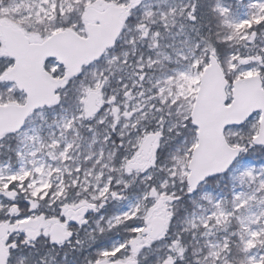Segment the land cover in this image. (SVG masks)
<instances>
[{
    "label": "snow or ice",
    "instance_id": "1",
    "mask_svg": "<svg viewBox=\"0 0 264 264\" xmlns=\"http://www.w3.org/2000/svg\"><path fill=\"white\" fill-rule=\"evenodd\" d=\"M243 6L0 0L22 33L0 24V264H264V0Z\"/></svg>",
    "mask_w": 264,
    "mask_h": 264
},
{
    "label": "water",
    "instance_id": "2",
    "mask_svg": "<svg viewBox=\"0 0 264 264\" xmlns=\"http://www.w3.org/2000/svg\"><path fill=\"white\" fill-rule=\"evenodd\" d=\"M236 1V0H234ZM0 24H2L6 30H7V35L9 37L10 40H12L14 42V47H21L22 45L19 44V43H16L17 41L20 40L21 36H22V33L19 29L18 26L16 25H13L11 23H8V22H0Z\"/></svg>",
    "mask_w": 264,
    "mask_h": 264
},
{
    "label": "rangeland",
    "instance_id": "3",
    "mask_svg": "<svg viewBox=\"0 0 264 264\" xmlns=\"http://www.w3.org/2000/svg\"><path fill=\"white\" fill-rule=\"evenodd\" d=\"M243 2L240 4V5H237V4H232V3H229V2H227V1H225V0H223V2L225 3V4H227V5H230L232 8H233V13H234V15L235 16H237V17H240V16H242L246 11H247V9L243 6L244 5V3L246 2V0L244 1V0H242ZM177 2H179V0L177 1ZM4 21H6V22H10V23H13V24H15V25H18L19 26V21H12V20H4Z\"/></svg>",
    "mask_w": 264,
    "mask_h": 264
},
{
    "label": "flooded vegetation",
    "instance_id": "4",
    "mask_svg": "<svg viewBox=\"0 0 264 264\" xmlns=\"http://www.w3.org/2000/svg\"><path fill=\"white\" fill-rule=\"evenodd\" d=\"M225 1H227V2H229V3H232L233 5H234V4H237V3H235V1H233V0H225ZM244 1H245V0H244ZM242 2H243V1H241V3H242ZM241 3H240V4H241Z\"/></svg>",
    "mask_w": 264,
    "mask_h": 264
},
{
    "label": "trees",
    "instance_id": "5",
    "mask_svg": "<svg viewBox=\"0 0 264 264\" xmlns=\"http://www.w3.org/2000/svg\"><path fill=\"white\" fill-rule=\"evenodd\" d=\"M102 243V242H101Z\"/></svg>",
    "mask_w": 264,
    "mask_h": 264
}]
</instances>
